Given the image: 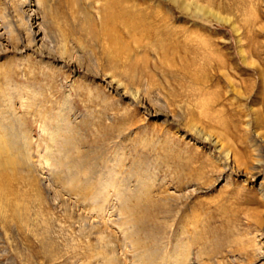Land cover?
Returning <instances> with one entry per match:
<instances>
[{
	"label": "rangeland",
	"instance_id": "374dc122",
	"mask_svg": "<svg viewBox=\"0 0 264 264\" xmlns=\"http://www.w3.org/2000/svg\"><path fill=\"white\" fill-rule=\"evenodd\" d=\"M261 133L264 0H0V264H264Z\"/></svg>",
	"mask_w": 264,
	"mask_h": 264
},
{
	"label": "bare ground",
	"instance_id": "6f19581e",
	"mask_svg": "<svg viewBox=\"0 0 264 264\" xmlns=\"http://www.w3.org/2000/svg\"><path fill=\"white\" fill-rule=\"evenodd\" d=\"M37 1V0H36ZM194 1V0H193ZM198 1H200V0H198ZM201 1H203V0H201ZM196 2V1H195ZM207 2V1H206ZM205 3V2H204ZM213 4V3H212ZM186 5V4H185ZM30 6H33L32 4H29V7ZM196 7V6H195ZM207 9V8H206ZM208 11V10H207ZM209 12V11H208ZM215 18H216V20L218 21V22H220V23H225L226 24V22L228 21H225L223 18H220L219 16H215ZM27 29V28H26ZM32 29V28H31ZM30 33H33L34 34V41L37 43V42H40V43H42V38H41V36H40V34L41 33H39L38 31H32V32H30ZM33 41V40H32ZM44 45V44H43ZM216 60H218V59H216ZM219 62H221L220 60H219ZM219 62H217V63H219ZM221 63H223L224 64V62H221ZM220 63V64H221ZM252 63V62H251ZM218 66H222L223 67V65L221 64V65H218ZM221 67V68H222ZM220 68V69H221ZM220 69L218 68V70L220 71ZM215 73V72H214ZM223 74V73H222ZM226 75V74H225ZM110 80V79H109ZM109 82H111L113 85H115L116 87H120V85L117 83V82H115V81H113V80H111V81H109ZM205 81H203V82H199V81H197L195 84H197V90L199 91V95L201 96L200 97V101H199V103L201 104V106H202V108L203 109H206L207 107H210L211 108V106L214 104V102H215V100L214 99H212V98H209L208 96L209 95H211L212 93H210L209 95L206 93V91L207 90H205ZM206 83H207V80H206ZM112 87V86H111ZM203 90H204V92H203ZM205 94L207 95L206 96V98L208 97L210 100L209 101H207L208 99H206V98H204L205 97ZM214 94V93H213ZM198 95V96H199ZM211 97V96H210ZM213 102V104H211ZM207 105H209V106H207ZM207 110V109H206ZM205 115V117H208L207 119H211L212 121H213V118H210L209 116H208V113H205L204 114ZM250 125L249 124H247V126L246 127H249ZM7 129V128H6ZM195 129L197 130V134H199L200 136H201V138L203 139V141H206V142H209V143H211V144H213L214 146H215V148H217L218 149V151H219V153L220 154H223V159H224V161L226 162V166H228V167H230L232 170L233 169H236V170H239L240 169V166L242 165H246V163L247 162H245V160L243 159V158H241L240 156H239V152H238V150H237V148H236V146H234V143L231 141V139H229L227 136L225 137V136H222V135H220V136H216L215 137V135L214 134H212V133H210V132H208V131H205V128H204V126H202V125H197V127H195ZM6 131V130H5ZM257 136L259 137V139H260V141L264 144V133H261V134H257ZM4 142H5V145L4 144H2V142H0V167L1 166H3V168L6 166V165H9V166H11V164H10V160L11 159H13V158H17V160L18 161H16V166H20L21 167V165H22V161H21V159H20V157L18 156V155H15V157H14V155L11 153V152H14V150L13 149H16V151L18 150V148H17V146L14 144V142H11L10 141V139H8V138H6V136H4ZM29 138H27V140H28ZM7 144V145H6ZM6 147V148H5ZM12 148V149H11ZM9 152H10V156L8 155L9 154ZM30 161V160H29ZM60 164V163H59ZM32 165V164H31ZM61 165V164H60ZM30 166V165H29ZM28 166V167H29ZM225 166V167H226ZM2 168V167H1ZM0 168V180H4L3 179V176H4V171H3V169H1ZM9 168V167H8ZM11 169V168H10ZM9 169V170H10ZM79 181V180H78ZM112 185V184H111ZM69 187V186H68ZM119 190V192H120V188L118 189ZM260 190H261V193H262V198L264 199V189L262 188V187H260ZM4 191H3V189L1 188L0 189V194L3 196V198H1L0 197V217H5L7 214H8V210H7V207L5 206V205H3V203L5 202L4 200H6V196H5V194L3 193ZM118 191H116V193H117ZM96 195H98V194H96ZM100 197V196H99ZM99 197H97V198H99ZM96 198V197H95ZM97 200V199H96ZM95 200V201H96ZM105 200V199H104ZM102 201V200H101ZM7 202V201H6ZM98 203V202H97ZM99 203H101V202H99ZM99 203H98V205H99ZM21 204V203H20ZM102 204V203H101ZM101 204H100V206H101ZM104 205V204H103ZM102 205V206H103ZM102 208H104V207H102ZM96 210V212L98 213V215L99 216H101L100 215V213H101V211H102V209L100 208V207H96L95 208ZM24 210H25V208H24ZM20 210H17V212H19ZM104 211H105V209H104ZM104 211H102V216H104V214H103V212ZM21 214V213H20ZM18 215V214H17ZM101 216V217H102ZM100 217V218H101ZM102 219V218H101ZM256 219V218H255ZM28 220V219H27ZM79 220V219H78ZM262 221V220H261ZM257 222V221H256ZM260 222V221H259ZM26 223V222H25ZM28 225V224H27ZM259 226V225H258ZM169 227V226H168ZM173 227V226H172ZM262 227V226H261ZM260 226H259V228H261ZM169 228H171V227H169ZM168 228V229H169ZM264 228V227H263ZM81 229V228H80ZM83 229V228H82ZM262 233V232H261ZM255 238V237H254ZM262 244V242L261 243H256L255 244V249H254V252L257 254V255H260L262 252H263V248L262 247H260V245ZM178 247V246H177ZM172 248V247H171ZM182 248H185V247H182ZM175 252V251H174ZM181 252H183L182 250H181ZM180 252V253H181ZM188 253V252H187ZM187 253H186V258L183 260L184 261V264H210V263H208V262H196V261H193V262H191V260H190V258H188L187 257ZM171 254V253H170ZM170 254H167V255H170ZM174 255V254H173ZM182 255V254H181ZM112 256V255H111ZM178 256V255H177ZM113 257V259L112 260H116V259H114L115 257L114 256H112ZM163 257V256H162ZM165 258V257H164ZM167 259V258H166ZM178 260H177V258H175L174 256H170V258H169V260H167V263L169 262L170 264H176V262H177ZM168 263V264H169ZM183 263V262H182ZM116 264H117V262H116Z\"/></svg>",
	"mask_w": 264,
	"mask_h": 264
}]
</instances>
